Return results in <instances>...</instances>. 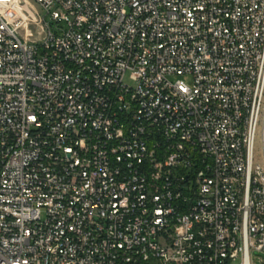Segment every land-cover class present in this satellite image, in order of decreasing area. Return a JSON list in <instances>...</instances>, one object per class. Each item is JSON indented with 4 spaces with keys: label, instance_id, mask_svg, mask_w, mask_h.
<instances>
[{
    "label": "built area",
    "instance_id": "built-area-1",
    "mask_svg": "<svg viewBox=\"0 0 264 264\" xmlns=\"http://www.w3.org/2000/svg\"><path fill=\"white\" fill-rule=\"evenodd\" d=\"M263 53L264 0H0V264H256Z\"/></svg>",
    "mask_w": 264,
    "mask_h": 264
},
{
    "label": "bare ground",
    "instance_id": "bare-ground-1",
    "mask_svg": "<svg viewBox=\"0 0 264 264\" xmlns=\"http://www.w3.org/2000/svg\"><path fill=\"white\" fill-rule=\"evenodd\" d=\"M256 70H260V84L262 90H264V53L262 55L261 63H256ZM253 112H259L258 114H253L249 118V123L246 128L247 137V151H250V156L244 157L245 165L255 166V171L257 173V181H259L262 190H264V167L256 163V141L258 138V132H260V127L262 124V115L264 113V98H262L261 105L253 104ZM262 138H264V131L261 132ZM237 242H245V234L237 235Z\"/></svg>",
    "mask_w": 264,
    "mask_h": 264
},
{
    "label": "rangeland",
    "instance_id": "rangeland-1",
    "mask_svg": "<svg viewBox=\"0 0 264 264\" xmlns=\"http://www.w3.org/2000/svg\"><path fill=\"white\" fill-rule=\"evenodd\" d=\"M36 7H37V5H36ZM37 9L40 10L39 7H37ZM40 13L42 14L41 10H40ZM46 20L48 22H50V24L53 26V28L57 27L56 22L52 20L51 16H48L46 18ZM28 23H29V26L27 28H22V32L24 34H26V31L29 30V37L31 39H33V37H32L33 35L39 36V33H38V31H40L39 24L33 19H31V21ZM129 78H130V73H128V76H127V82L130 83ZM171 79L174 81H176L178 79L184 80L190 86H193V84H194L193 79L187 75H182V76L175 75V76H172ZM262 118L263 119H262V124L260 127V134L258 135V138L256 141V163H258L264 167V138H262V134H261V132L264 131V113L262 115ZM254 258H255L256 264H264V251L263 252H255Z\"/></svg>",
    "mask_w": 264,
    "mask_h": 264
}]
</instances>
